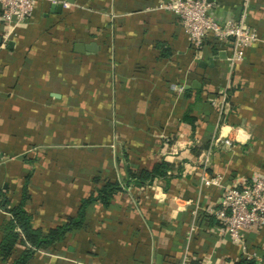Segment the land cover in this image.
I'll return each mask as SVG.
<instances>
[{
	"label": "crops",
	"instance_id": "0c3cea01",
	"mask_svg": "<svg viewBox=\"0 0 264 264\" xmlns=\"http://www.w3.org/2000/svg\"><path fill=\"white\" fill-rule=\"evenodd\" d=\"M169 1L35 0L7 37L0 10L9 206L26 185L25 209L46 230L75 216L95 178L124 185L126 168L170 165L168 183H127L30 264H264V226L234 242L211 212L224 187L264 176V0H208L219 23L238 21L247 2L257 40L234 66L231 39L208 36L196 54L177 15L161 8ZM222 99L219 113L212 101ZM220 131L231 146L214 143Z\"/></svg>",
	"mask_w": 264,
	"mask_h": 264
},
{
	"label": "built area",
	"instance_id": "2783aa9c",
	"mask_svg": "<svg viewBox=\"0 0 264 264\" xmlns=\"http://www.w3.org/2000/svg\"><path fill=\"white\" fill-rule=\"evenodd\" d=\"M63 5L67 7L66 3ZM34 6L35 0H0L1 18L7 28L5 37L32 14ZM161 8L177 15L196 54L200 52L208 36H212L216 42L231 39L232 53L227 59L230 66L240 63L244 58V52L257 40L256 31L246 23L247 2L238 21L229 20L224 23L217 22L210 15L208 0H170ZM212 105L217 107L219 113L223 112V99L213 100ZM221 138L225 146H231L230 138L222 136L221 131L214 143ZM215 183V180H204L205 185ZM211 212L218 220L222 233L234 242L241 241L243 231L263 227L264 176L256 173L246 184L239 187H224L219 206ZM181 264L189 262L184 260Z\"/></svg>",
	"mask_w": 264,
	"mask_h": 264
},
{
	"label": "trees",
	"instance_id": "16d2710c",
	"mask_svg": "<svg viewBox=\"0 0 264 264\" xmlns=\"http://www.w3.org/2000/svg\"><path fill=\"white\" fill-rule=\"evenodd\" d=\"M169 168L170 165L165 161L155 163L149 170L126 168L127 182L124 185L118 181L100 182L98 178H95L94 182L97 186L79 201L75 216L66 217L61 224L46 230L34 226L32 215L25 209L28 198L26 185L23 186L19 203L13 206H9L6 192L0 190V210L4 213L1 224L0 264H30L38 251L54 248L69 234L82 229L88 210L93 205L100 204L107 207L113 196L128 186L127 183L144 186L150 184L155 178L168 183ZM216 224H219L218 220ZM189 264L192 263L189 262ZM234 264H256V261L254 258L241 256Z\"/></svg>",
	"mask_w": 264,
	"mask_h": 264
}]
</instances>
